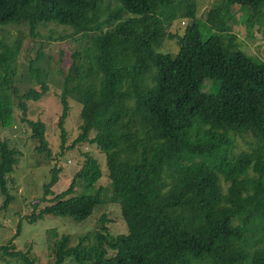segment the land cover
<instances>
[{
	"label": "trees",
	"instance_id": "16d2710c",
	"mask_svg": "<svg viewBox=\"0 0 264 264\" xmlns=\"http://www.w3.org/2000/svg\"><path fill=\"white\" fill-rule=\"evenodd\" d=\"M116 1L105 11L103 0H0V28L25 25L34 36L39 25L55 24L85 40L61 82L60 148L73 97L81 104L73 144H95L106 154L126 227L114 236L104 217L74 246L63 235L49 244L46 264H264V62L242 52L232 27L239 23L248 37L259 31L264 0H221L205 12L204 24L195 21V0ZM179 18L190 23L177 35V54L158 52L174 37L166 27ZM201 25L211 32L206 40ZM19 50V41L0 42V90L12 88ZM31 71L41 90L19 97L23 116L24 99L47 90L44 74ZM207 80L217 84L215 92L202 90ZM9 111L0 104L2 119ZM22 121L38 149L49 151L45 123ZM17 155L0 138L3 208L12 198L8 174ZM57 170L42 186L40 200L49 204L37 214L33 204L28 223L45 215L81 223L103 204V188L92 187L100 175L92 155L84 153L69 187L50 200ZM79 180L92 188L65 198ZM20 230L19 224L15 238ZM8 244L2 255L35 264L29 247Z\"/></svg>",
	"mask_w": 264,
	"mask_h": 264
},
{
	"label": "rangeland",
	"instance_id": "374dc122",
	"mask_svg": "<svg viewBox=\"0 0 264 264\" xmlns=\"http://www.w3.org/2000/svg\"><path fill=\"white\" fill-rule=\"evenodd\" d=\"M195 21L205 23V12L220 3L221 0H195ZM116 0H103V8H113ZM264 16V5L261 8ZM240 12L236 15L238 19ZM106 18V17H105ZM103 18V19H105ZM262 26L257 30L256 26L252 36L248 37L244 28L236 23L233 25V33L236 35V42L239 48L249 56H256L264 62V19ZM190 23L188 19H176L169 27H166L167 34L174 35L173 38L164 39L161 47L157 50L163 54L175 56L179 50L177 35L184 32ZM202 26V25H201ZM200 26L202 39L210 37L211 32L207 27ZM32 36L27 26H6L0 28V42L12 47L16 41L20 42L19 54L14 62V75L12 76V88L0 90V104H7L10 111L6 118L0 116V138H7L9 146L18 151L17 162L13 170L8 174V192L11 201L3 208V201L6 199L0 194V264H22L17 259L2 255L1 249L11 242L15 251H26L31 249L30 255L35 264H46L52 261L49 253V244L56 241L63 235L70 236V244L74 246L81 236L92 233L100 228V219H107V226L114 236L126 233L118 199H115V189L106 164V154L95 144L82 142L73 144V140L80 132L81 118L79 116L81 104L73 97H67L69 104L68 116L64 122L66 131L64 149L60 148L59 130L57 118L60 114L59 94L61 82L72 62V54L81 52L87 46L85 40H79L80 36H72V30L55 24L39 25ZM63 37V39H59ZM40 70L44 74L47 90L36 100L24 99L26 112L23 116L19 101L28 89L33 88L40 91L41 83L34 77L31 70ZM211 80L204 82V92H215V83ZM16 88V92L13 91ZM41 120L45 123V137L48 150L40 151L38 141L30 137V131L22 118ZM93 135V132L90 134ZM238 149H245L247 144L244 140L236 138ZM87 152L96 158L100 175L93 182L92 187L100 186L101 200L98 208L92 215L81 223L72 219L58 218L52 215H45L34 223H28L25 217L33 215V204L36 205L35 214L38 213L49 201H41L43 183L48 181L52 169L57 170V182L51 187L53 193L48 195L52 199L57 193L66 190L75 173L80 171L84 165V153ZM82 180L78 181L72 194L65 198L86 192L92 187ZM224 186V185H222ZM117 200V201H116ZM21 225V232L15 238L17 226ZM66 264H74L67 261Z\"/></svg>",
	"mask_w": 264,
	"mask_h": 264
}]
</instances>
